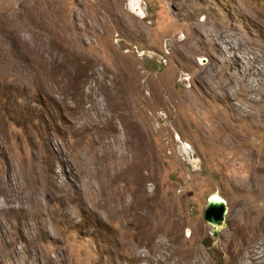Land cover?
<instances>
[{"label": "rangeland", "instance_id": "rangeland-1", "mask_svg": "<svg viewBox=\"0 0 264 264\" xmlns=\"http://www.w3.org/2000/svg\"><path fill=\"white\" fill-rule=\"evenodd\" d=\"M0 264H264V0H0Z\"/></svg>", "mask_w": 264, "mask_h": 264}, {"label": "water", "instance_id": "water-1", "mask_svg": "<svg viewBox=\"0 0 264 264\" xmlns=\"http://www.w3.org/2000/svg\"><path fill=\"white\" fill-rule=\"evenodd\" d=\"M203 61V59H201ZM226 213L225 200L219 195L212 193L206 198V206L203 209V219L212 227L211 234L224 228V215Z\"/></svg>", "mask_w": 264, "mask_h": 264}, {"label": "bare ground", "instance_id": "bare-ground-1", "mask_svg": "<svg viewBox=\"0 0 264 264\" xmlns=\"http://www.w3.org/2000/svg\"><path fill=\"white\" fill-rule=\"evenodd\" d=\"M51 60V59H50Z\"/></svg>", "mask_w": 264, "mask_h": 264}]
</instances>
